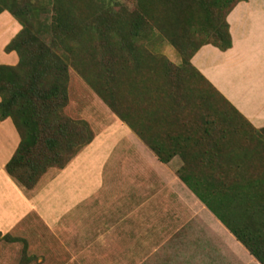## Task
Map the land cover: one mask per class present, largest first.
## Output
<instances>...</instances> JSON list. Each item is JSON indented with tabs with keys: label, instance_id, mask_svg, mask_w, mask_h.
Returning <instances> with one entry per match:
<instances>
[{
	"label": "trees",
	"instance_id": "1",
	"mask_svg": "<svg viewBox=\"0 0 264 264\" xmlns=\"http://www.w3.org/2000/svg\"><path fill=\"white\" fill-rule=\"evenodd\" d=\"M244 1L0 0L22 26L5 48L18 64L0 65V120L21 139L7 174L30 193L94 140L68 112L73 73L160 162L178 157L177 177L264 264V128L192 64L205 45L232 47L227 18ZM158 41L181 65L156 53Z\"/></svg>",
	"mask_w": 264,
	"mask_h": 264
},
{
	"label": "crops",
	"instance_id": "2",
	"mask_svg": "<svg viewBox=\"0 0 264 264\" xmlns=\"http://www.w3.org/2000/svg\"><path fill=\"white\" fill-rule=\"evenodd\" d=\"M227 21L232 47L205 45L192 64L262 129L264 0L240 2ZM21 29L9 12L0 14V50ZM3 56L0 65L19 62L16 52ZM114 116L115 133L126 134L120 153L107 155L96 135L30 193L5 170L21 139L11 118L0 120V264H261L177 177L180 159L160 162Z\"/></svg>",
	"mask_w": 264,
	"mask_h": 264
},
{
	"label": "rangeland",
	"instance_id": "3",
	"mask_svg": "<svg viewBox=\"0 0 264 264\" xmlns=\"http://www.w3.org/2000/svg\"><path fill=\"white\" fill-rule=\"evenodd\" d=\"M122 2L128 7H132L134 0H122ZM4 51L5 49L0 50V64L5 63ZM155 51L158 54L166 56L176 65H181L182 63V59L176 49L167 42L158 41L155 45ZM72 78L74 79V83L71 87V96L76 101L77 106L74 105L68 112L75 116V118L80 119L76 115V112H78L89 126L92 127L97 135V141L102 142L103 146H109V148L107 146L108 149L106 148L107 155L111 154L110 151L120 153L119 151L124 149V142L126 141L124 140L126 139V134L120 135L115 133V129L119 127L120 123L115 120L114 114L79 76L72 73ZM81 103H83V106L80 108ZM116 140H119V142H116ZM30 239L34 241L33 238ZM66 246L63 245V248H66ZM79 248L75 247L73 252L82 253Z\"/></svg>",
	"mask_w": 264,
	"mask_h": 264
}]
</instances>
